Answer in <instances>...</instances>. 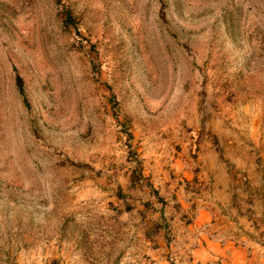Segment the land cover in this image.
<instances>
[{"label":"rangeland","instance_id":"obj_1","mask_svg":"<svg viewBox=\"0 0 264 264\" xmlns=\"http://www.w3.org/2000/svg\"><path fill=\"white\" fill-rule=\"evenodd\" d=\"M0 264H264V0H0Z\"/></svg>","mask_w":264,"mask_h":264},{"label":"trees","instance_id":"obj_2","mask_svg":"<svg viewBox=\"0 0 264 264\" xmlns=\"http://www.w3.org/2000/svg\"><path fill=\"white\" fill-rule=\"evenodd\" d=\"M16 85H17L18 92L22 95V94H23V90H22V87H21V85H20V81H19V79H17V83H16Z\"/></svg>","mask_w":264,"mask_h":264}]
</instances>
